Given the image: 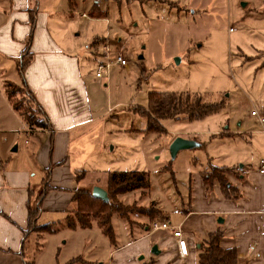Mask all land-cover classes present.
<instances>
[{"label":"rangeland","instance_id":"1","mask_svg":"<svg viewBox=\"0 0 264 264\" xmlns=\"http://www.w3.org/2000/svg\"><path fill=\"white\" fill-rule=\"evenodd\" d=\"M22 1L28 7L25 13L32 10L35 14L33 23L28 21L27 39L32 41L39 26L46 24L58 43L70 46L84 64L99 112L105 114L102 121L84 132L86 136L79 141L83 152L75 150L71 157L73 162L85 161L81 169L85 175L78 188L90 193L94 187L107 190L111 172H145L148 191H132L118 195L116 200L143 208L152 217V203L160 211L154 218L131 214V225L114 214L113 238L105 236L96 224L68 228V216L39 219L37 225L47 224L51 231L29 233L23 251L27 263L148 264L156 256L152 252L149 256L137 254L134 246L123 253L115 249L139 237L137 230H132L134 224H161L169 219L176 225L182 208L190 207L198 175L209 164L234 168L226 177L234 188L231 196H258L264 133L251 112L264 116V0ZM17 11L21 10L13 7L12 0H0V26ZM21 21L17 18L15 27ZM14 39L21 41L16 30ZM96 40L98 44L92 46ZM106 41L111 52H120L128 65L110 67L107 77L97 81L95 66L102 59L101 47ZM19 64L20 58L0 53V130L13 132L16 127L17 131L11 121V126L7 124L6 82L16 83L10 89L12 101L41 120L19 82ZM152 92L197 95L204 103L220 108L199 120L185 116L163 119L156 131L149 129L141 113L146 114ZM14 135L19 136L17 155L24 146L35 149L33 134L0 131V142ZM176 138L192 140L198 147L180 150L172 158L170 146ZM24 141L29 143L24 145ZM153 232L154 238L170 235L166 230Z\"/></svg>","mask_w":264,"mask_h":264},{"label":"crops","instance_id":"2","mask_svg":"<svg viewBox=\"0 0 264 264\" xmlns=\"http://www.w3.org/2000/svg\"><path fill=\"white\" fill-rule=\"evenodd\" d=\"M12 2L13 7L21 11L11 13L0 26V53L21 59L30 32L28 21L32 24L35 14L32 10L28 15L25 13L28 7L22 0ZM17 18L22 21L15 27ZM15 30L21 41L15 42ZM28 54L29 63L18 74L19 82H24L34 102L46 115L49 127L41 131L30 130L8 101L10 117L7 124L11 121L17 131L13 127L14 133L0 130L1 133L33 134L36 146L35 149L24 146L22 153L17 155L19 136L0 142V264L27 263L23 251L27 240L28 209L37 206L38 195L44 190L37 221L68 216L73 211L75 191L85 189L78 188L80 181L75 180L85 161L73 162L71 157L75 150L83 152L79 141L86 136L84 132L105 116L99 112L95 98L93 100L89 77L80 57L70 46L62 41L58 43L47 31L46 24L39 26V33L32 37ZM28 143L24 141V145ZM14 144L16 150H10ZM99 153L90 156L96 158ZM210 167L219 166L209 164L204 170ZM202 172L197 177L196 191L189 198V209L182 208L180 221L176 223L182 227L188 248L185 258L179 256L176 240L171 234L154 238L156 232L150 230L152 221L145 226H142L146 223L143 221L134 224L132 230H137L139 237H132V241L115 251L123 253L134 246V253L149 256L152 247L156 246L159 253L153 255L155 257L148 264H198L200 244L209 234L218 232L220 247L235 249L238 264H264V175H258V196L238 199L224 196L217 183L208 190L202 181ZM163 222L170 223L169 219Z\"/></svg>","mask_w":264,"mask_h":264},{"label":"trees","instance_id":"3","mask_svg":"<svg viewBox=\"0 0 264 264\" xmlns=\"http://www.w3.org/2000/svg\"><path fill=\"white\" fill-rule=\"evenodd\" d=\"M30 38H28L27 45L23 51L20 59V73L29 63L28 48L30 45ZM105 43V42H104ZM98 44V40L94 41L92 46ZM24 57H27L24 60ZM11 82L4 84L6 97L12 106L13 110L19 113L23 118L26 126L32 129H48V122L46 115L42 109L34 102L33 96L27 90L24 82H22V88L26 91L27 97L35 105L38 114L41 116V120L30 116L28 109L24 110L19 105L12 101V95L10 89L12 87ZM146 114L142 113L147 119L149 129L156 131L161 129L159 121L163 119H178L181 116H185L188 120H199L208 115L215 114L220 106L217 104L204 103L197 95H176V94H163L158 92H152L148 95V103L146 107ZM81 175H75L76 182L81 181L84 178L85 173L80 172ZM232 173V170L225 167H210L205 172H202V181L208 190H211L212 185L217 183L224 196L230 198L231 191L234 189L229 184L227 176ZM150 187L148 174L139 171L129 172H111L108 174L107 179V197L108 201L104 202L95 199L91 196V193L85 189H78L74 193L73 201L75 208L68 215L67 220L68 228H90L93 224H96L105 236L113 238V230L111 227V217L116 214L126 220L130 225V215L137 213L138 215H146V210L143 208H137L132 206H125L116 200L118 195H123L132 191L142 190L148 191ZM44 190L37 198L38 204L34 209H28V230L25 237L29 232H50L51 227L49 225L39 226L37 225V219L40 211V201L43 198ZM237 198V197H233ZM149 209L155 216L160 214L155 204L152 203ZM77 223V225L75 224ZM45 228V230L38 231L39 228ZM220 233L215 232L208 235V239L200 244V253L198 256V264H238L237 254L235 249H223L219 245ZM29 264V263H26Z\"/></svg>","mask_w":264,"mask_h":264},{"label":"built area","instance_id":"4","mask_svg":"<svg viewBox=\"0 0 264 264\" xmlns=\"http://www.w3.org/2000/svg\"><path fill=\"white\" fill-rule=\"evenodd\" d=\"M85 16V15H83ZM232 29H230L231 31ZM101 60L96 62L95 66V78L97 80L107 77L108 71L112 66L126 67L128 65L127 60L120 54V52H111L108 42L102 44L101 47ZM251 116L256 117L259 125L261 126V131L264 133V116H259L255 112H251ZM259 174L264 175V159L259 162ZM151 231L166 230L168 231L172 238L176 240V246L178 254L181 258H185L188 255V248L186 241L183 237L182 227L180 225H171L168 222H163L158 224L152 222L150 225Z\"/></svg>","mask_w":264,"mask_h":264},{"label":"water","instance_id":"5","mask_svg":"<svg viewBox=\"0 0 264 264\" xmlns=\"http://www.w3.org/2000/svg\"><path fill=\"white\" fill-rule=\"evenodd\" d=\"M198 147V144L192 140H186L182 138H176L170 146L171 157L174 158L178 151L185 149H192ZM16 150V148H14ZM91 196L95 199L107 202L108 197L104 189L100 187H94L91 191ZM152 254L157 255L159 252L156 246L152 247Z\"/></svg>","mask_w":264,"mask_h":264}]
</instances>
